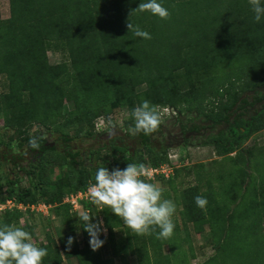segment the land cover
Listing matches in <instances>:
<instances>
[{"label":"trees","instance_id":"16d2710c","mask_svg":"<svg viewBox=\"0 0 264 264\" xmlns=\"http://www.w3.org/2000/svg\"><path fill=\"white\" fill-rule=\"evenodd\" d=\"M0 1L8 2L10 13L8 19H0V78L5 79L0 120L4 131L13 132L8 143L0 133V146L16 141L17 149L26 144L36 153L26 167L21 159L14 163L17 178L6 190L0 178V203L15 200L30 206L41 202L51 210L54 206V217L66 229L54 236L46 234L45 242L38 244L48 251L42 264H64L65 260L116 264V259L127 264L129 257H135L137 264H161L162 246L178 244L177 227L173 238H158V228L150 235H137L109 207L81 202L84 213L93 216V223L102 220L108 234L107 243L93 251L79 216L63 200L85 192L95 182L99 167L77 166L28 132L40 126L57 135L61 143L82 133L94 137L97 121L108 126L122 108L128 118L121 130L128 131L135 125L131 112L142 100L179 116L195 112L213 124L227 122L243 93L264 87V21H254L248 0H164L170 12L166 20L135 10L143 0ZM129 23L148 31L151 39L136 37ZM52 51L65 53L68 62L50 65L47 53ZM225 66L229 71L219 75ZM181 80L188 86L184 88ZM141 87L144 90L138 91ZM262 100L264 96L256 102ZM66 105L71 110L66 111ZM261 131L264 114L249 122H234L227 132L211 138L204 146L211 144L215 155L228 159L233 168L217 177L218 191L209 179L205 191L200 193L194 186L180 196L182 226L192 225L201 232L206 225L214 239L216 255L204 264H264V169L258 170L264 168V149L257 154L248 151L246 159L240 152L243 142ZM153 133L135 134L140 145L136 150L113 144L108 152L97 151V159L105 161L109 155L111 162L105 165L109 170L110 163L121 169L128 163L160 168L168 163V155L154 148ZM51 166L66 169L56 182L46 176ZM252 167L257 177L250 174ZM180 169L186 167L175 170L174 176ZM19 172L30 180V188L24 191L17 188ZM197 175L200 182L201 174ZM173 179L166 182L171 185ZM197 195L208 201L203 210L195 204ZM24 218L18 210L4 211L0 224L20 227ZM23 229L34 235L32 228ZM115 230L123 234L119 240H115ZM69 237L74 238L70 246ZM164 260L170 264L168 257ZM177 261L187 263L183 255Z\"/></svg>","mask_w":264,"mask_h":264},{"label":"rangeland","instance_id":"374dc122","mask_svg":"<svg viewBox=\"0 0 264 264\" xmlns=\"http://www.w3.org/2000/svg\"><path fill=\"white\" fill-rule=\"evenodd\" d=\"M10 16L9 4L7 1H0V19L6 20ZM48 61L50 65H58L68 62L67 56L62 52H48ZM229 71L227 66L220 71L219 75L226 74ZM182 86L185 88L186 82L181 80ZM5 79L0 78V93H4ZM187 88V87H186ZM144 90V87L138 89V91ZM261 96H264V87L258 88L252 92H246L241 95L238 103L232 111L228 113V121H223L218 124H213L204 120L203 117L194 113H184L181 116L175 113L171 114L169 111H160L162 123L158 131H155L151 136V143L154 148L159 151H166L168 155V163L170 157H172L174 163V171L181 168L178 173L172 178L171 185L167 183L166 179L157 178L153 183H157L163 189V196L165 199H171L175 202L177 208L173 217L175 227L174 235L176 243L173 248L170 245H163L158 253L161 258V264H166L164 258L168 257L170 264H180L177 258L180 255L186 257V264H204L209 259L216 255L213 249L214 239L211 236L210 228L203 226L201 232H197L192 225H188L187 228L182 226V219L180 212L182 210L179 205L182 193L191 187L197 186L199 192H203L207 189L206 182L210 179L213 183L214 189L218 191L220 188L219 182L216 180L218 176L227 171L229 168H233L228 159H220L215 155L214 149L211 146H204L209 142L211 138L220 132H227L228 127L234 122L240 120L251 121L252 119L264 114V100L256 102ZM65 110H71V106H65ZM128 118V111L122 108L120 111H116L113 115V122L107 126L106 123L97 121L96 132L94 137L86 136L82 133L78 138H71L66 143H61L57 138V135L47 131L40 126H34L29 130V135H37L46 141L45 146L48 148H56V150L62 154L68 156V161H74L77 166L80 164L84 168H90L92 166L102 167L107 165L108 161L111 162V158L108 155L106 160L97 159V151L110 150L111 145L123 146L128 148V151L136 150L140 148L139 140L137 137L130 133V131L121 130L123 121ZM3 122L0 120V133L3 135L4 142L8 143L9 138L13 136V132L3 130ZM107 128V129H106ZM106 129V130H105ZM103 131V132H102ZM72 135V134H71ZM18 142L14 141L11 146H0V178L1 184L4 190L9 188L8 183L15 181L17 178L15 173L17 171L13 165L17 160L21 159L22 166L26 167L27 163L33 162L36 153L30 152L26 144L22 148L17 149ZM254 150L257 154V150L264 149V131L254 134L248 141L243 142L241 151L244 158H248V151ZM235 155H232V157ZM239 161V159L237 160ZM260 163V162H259ZM261 164V163H260ZM264 164V161H262ZM81 166V167H82ZM110 169L116 167L112 163L109 164ZM202 166V167H200ZM240 166V165H239ZM264 166V165H263ZM225 168V169H223ZM263 167L258 170L263 171ZM254 167L250 168V174L257 177ZM66 169H59L56 166L48 167L46 170V176L51 182H56L62 178ZM173 171V172H174ZM198 172L201 174L199 177L200 182L197 181ZM259 172V171H258ZM264 173V172H262ZM18 178H20L17 188L24 191L30 188V180L24 176L23 172H19ZM147 180V179H146ZM158 180V181H157ZM150 182V181H149ZM219 188V189H218ZM65 199L63 200V203ZM37 204H43L41 202ZM54 206H52L53 210ZM234 206H230V210ZM51 207L44 208L38 206L37 210H34L32 215L27 216L21 220V228H32L34 235L33 242L38 245L45 242L46 234L56 235L65 231L66 227L61 225L60 219L54 217ZM73 214L80 216L84 212L82 210L72 211ZM31 214V213H30ZM77 216H74L76 218ZM115 240H119L122 237V233L115 230ZM264 234V226H263ZM58 236V235H57ZM77 237L81 241L80 232L77 233ZM107 231L102 229L100 239L107 243ZM173 238V235L171 236ZM107 252L103 251L104 257H107ZM116 264H123L119 259L114 261ZM64 264H77L75 260H65ZM127 264H137L135 257H129Z\"/></svg>","mask_w":264,"mask_h":264},{"label":"clouds","instance_id":"9594fccd","mask_svg":"<svg viewBox=\"0 0 264 264\" xmlns=\"http://www.w3.org/2000/svg\"><path fill=\"white\" fill-rule=\"evenodd\" d=\"M248 3L254 13V21H264V0H248ZM135 10L147 11L162 20L170 16L164 0H143ZM128 28L138 38L151 39V34L139 26L129 23ZM131 117L135 121L134 127L129 129L133 135L141 132L149 135L162 123L159 106L148 100H142L132 110ZM32 144L38 147L35 142ZM145 177L150 178L151 173L142 163H128L123 169L99 167L95 172V182L88 188L90 199L97 206L109 207L111 213L121 218L137 235H150L158 228V238L168 239L175 229L173 217L177 206L173 200L164 198L161 186ZM207 203L206 197H195L198 208L205 209ZM92 218L85 212L79 216V221L90 237V247L96 251L105 241L100 239L102 225L93 223ZM73 242L74 238L69 237L67 244L70 246ZM47 255V249L36 245L28 231L11 224H0V264H42Z\"/></svg>","mask_w":264,"mask_h":264},{"label":"built area","instance_id":"2783aa9c","mask_svg":"<svg viewBox=\"0 0 264 264\" xmlns=\"http://www.w3.org/2000/svg\"><path fill=\"white\" fill-rule=\"evenodd\" d=\"M159 111H169L174 113L171 109L164 108V109H159ZM161 113V112H160ZM101 122L105 123L103 120H100ZM97 126V124H96ZM178 160H175L173 162L172 157H170V162L161 166L160 168H152V167H147L149 172L151 173V177H145L148 181H155L158 177L160 178H165L166 180H169L171 177L174 175V163H177ZM81 202H86V203H92L88 189L85 192H79L77 194H72L69 195L67 198H65L64 204L70 205L72 207V211H77V210H84L82 209L80 203ZM38 206H43L44 208H48V206L44 204H35V205H23L21 203H17L15 200H9L4 204L0 203V213L4 211H11V210H18L20 213H22L24 216L26 213L29 211V213L33 214L34 210H37ZM101 210V208H99ZM101 225H102V220H100Z\"/></svg>","mask_w":264,"mask_h":264}]
</instances>
